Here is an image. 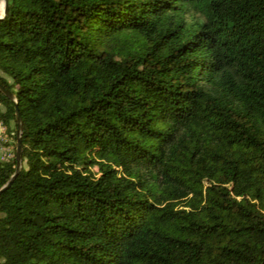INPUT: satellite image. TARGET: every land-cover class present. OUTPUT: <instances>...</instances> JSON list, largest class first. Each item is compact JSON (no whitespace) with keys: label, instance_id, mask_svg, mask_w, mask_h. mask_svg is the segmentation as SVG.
Masks as SVG:
<instances>
[{"label":"trees","instance_id":"16d2710c","mask_svg":"<svg viewBox=\"0 0 264 264\" xmlns=\"http://www.w3.org/2000/svg\"><path fill=\"white\" fill-rule=\"evenodd\" d=\"M0 72V264H264V0H9Z\"/></svg>","mask_w":264,"mask_h":264},{"label":"water","instance_id":"95a60500","mask_svg":"<svg viewBox=\"0 0 264 264\" xmlns=\"http://www.w3.org/2000/svg\"><path fill=\"white\" fill-rule=\"evenodd\" d=\"M3 4V12L0 15V18H3L8 13V6H9V0H1L0 5ZM0 91L9 99L13 98V94L6 90L5 87H3L0 84ZM16 121L18 123V131H17V147H16V159H17V167L15 174L11 177L9 182L0 189V196L11 186L14 179L17 177V175L21 172L23 168V144H22V120L20 113L18 111V108L16 107Z\"/></svg>","mask_w":264,"mask_h":264},{"label":"rangeland","instance_id":"374dc122","mask_svg":"<svg viewBox=\"0 0 264 264\" xmlns=\"http://www.w3.org/2000/svg\"><path fill=\"white\" fill-rule=\"evenodd\" d=\"M0 75L3 77H6L1 72H0ZM14 129H15L14 122H11L9 127H6V129L4 131L0 132V135H1L0 143H1V145L3 146V148H5L7 150L9 149L13 152L16 150L15 145H14L15 140L13 138Z\"/></svg>","mask_w":264,"mask_h":264},{"label":"built area","instance_id":"2783aa9c","mask_svg":"<svg viewBox=\"0 0 264 264\" xmlns=\"http://www.w3.org/2000/svg\"><path fill=\"white\" fill-rule=\"evenodd\" d=\"M6 129L5 125L2 121H0V132L4 131ZM1 139V135H0ZM14 157V152L11 150H7L3 148V146L0 143V161H8Z\"/></svg>","mask_w":264,"mask_h":264},{"label":"bare ground","instance_id":"6f19581e","mask_svg":"<svg viewBox=\"0 0 264 264\" xmlns=\"http://www.w3.org/2000/svg\"><path fill=\"white\" fill-rule=\"evenodd\" d=\"M3 12V4L0 5V15L2 14Z\"/></svg>","mask_w":264,"mask_h":264}]
</instances>
